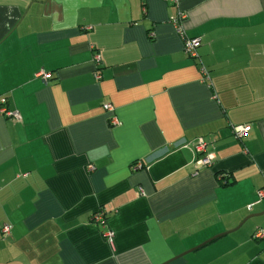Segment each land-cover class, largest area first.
<instances>
[{
  "label": "crops",
  "instance_id": "0c3cea01",
  "mask_svg": "<svg viewBox=\"0 0 264 264\" xmlns=\"http://www.w3.org/2000/svg\"><path fill=\"white\" fill-rule=\"evenodd\" d=\"M3 96L0 264H264L260 0H0Z\"/></svg>",
  "mask_w": 264,
  "mask_h": 264
},
{
  "label": "built area",
  "instance_id": "2783aa9c",
  "mask_svg": "<svg viewBox=\"0 0 264 264\" xmlns=\"http://www.w3.org/2000/svg\"><path fill=\"white\" fill-rule=\"evenodd\" d=\"M186 17L184 13H179L176 18L172 20V25L176 30V33L179 35L180 39L182 40L183 44V51L184 53L190 58H196L198 56L197 49L201 44L200 37H189L186 35L184 28L182 27V20ZM95 59H99L98 55H95ZM204 70V69H203ZM205 71V70H204ZM45 78H48L50 74H43ZM97 80L100 79V75H96L95 77ZM6 97H0V113L5 115L6 117L12 119H19V113L16 110H10L6 107ZM103 109L107 112H111L113 107L110 103H104ZM112 124H116V120L113 118L111 119ZM248 125H237L234 127V135L237 138H242L246 132L248 131ZM194 153L198 156L196 162L203 164V165H210L211 164V156L206 154V142L202 138L196 139L193 144ZM139 166V164H136ZM92 169V166L89 167ZM260 195H264V191L260 193ZM96 216H99V212L96 213ZM1 231L3 234H9L10 226L5 224L2 226ZM111 238V233H108ZM264 237V228H258L252 235L253 239H260Z\"/></svg>",
  "mask_w": 264,
  "mask_h": 264
},
{
  "label": "water",
  "instance_id": "95a60500",
  "mask_svg": "<svg viewBox=\"0 0 264 264\" xmlns=\"http://www.w3.org/2000/svg\"><path fill=\"white\" fill-rule=\"evenodd\" d=\"M260 3H261V5H262V10H264V0H260ZM262 213H264V212H262ZM262 213H259V214H262ZM255 215H258V214H251V215H248L247 217H245L244 221H245L247 218L252 217V216H255ZM222 234H224V233L218 234V235L214 236L213 238H217L218 236H221ZM202 245H203V244L198 245V246L195 247V248H198V247H200V246H202ZM191 250H194V249H191ZM183 254H185V253H183ZM183 254H181V255H179V256H182Z\"/></svg>",
  "mask_w": 264,
  "mask_h": 264
}]
</instances>
